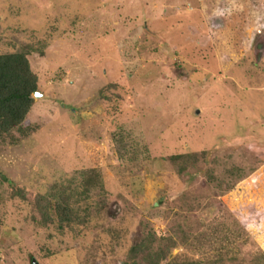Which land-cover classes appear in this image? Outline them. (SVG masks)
<instances>
[{
  "label": "rangeland",
  "instance_id": "obj_1",
  "mask_svg": "<svg viewBox=\"0 0 264 264\" xmlns=\"http://www.w3.org/2000/svg\"><path fill=\"white\" fill-rule=\"evenodd\" d=\"M26 46L0 264H264V0H0V53ZM52 188L70 224L38 209Z\"/></svg>",
  "mask_w": 264,
  "mask_h": 264
},
{
  "label": "trees",
  "instance_id": "obj_2",
  "mask_svg": "<svg viewBox=\"0 0 264 264\" xmlns=\"http://www.w3.org/2000/svg\"><path fill=\"white\" fill-rule=\"evenodd\" d=\"M29 48L24 50L0 53V137L10 134L14 129L22 126L28 111L34 102V92L37 91V75L31 69L27 53ZM27 134V132H25ZM186 157L183 154H174L169 158L172 161H179ZM86 173L85 189L88 191V185L94 186L97 181V173L94 168L84 170ZM237 175V173H232ZM2 179L8 180L1 175ZM64 188L59 192L53 191V188L36 198L38 209L43 213L45 221L54 219L62 224H70L75 220L76 213L72 205L70 193H66ZM21 191V190H20ZM18 193V191H17ZM258 211L264 210V202L257 205ZM134 250L137 247L133 246ZM146 253L144 257L148 264H200L199 262L186 261H163L165 254L160 251L151 254ZM143 257V258H144Z\"/></svg>",
  "mask_w": 264,
  "mask_h": 264
},
{
  "label": "water",
  "instance_id": "obj_3",
  "mask_svg": "<svg viewBox=\"0 0 264 264\" xmlns=\"http://www.w3.org/2000/svg\"><path fill=\"white\" fill-rule=\"evenodd\" d=\"M34 96H39L41 93H39L38 91H35ZM32 264H38L34 259L32 260Z\"/></svg>",
  "mask_w": 264,
  "mask_h": 264
}]
</instances>
